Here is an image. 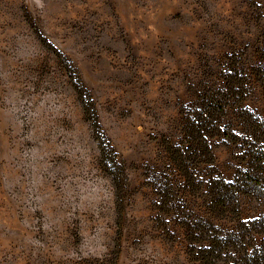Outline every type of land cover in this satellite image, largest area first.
I'll return each instance as SVG.
<instances>
[{
    "label": "rangeland",
    "instance_id": "rangeland-1",
    "mask_svg": "<svg viewBox=\"0 0 264 264\" xmlns=\"http://www.w3.org/2000/svg\"><path fill=\"white\" fill-rule=\"evenodd\" d=\"M262 68L264 0H0V264H212Z\"/></svg>",
    "mask_w": 264,
    "mask_h": 264
},
{
    "label": "trees",
    "instance_id": "trees-1",
    "mask_svg": "<svg viewBox=\"0 0 264 264\" xmlns=\"http://www.w3.org/2000/svg\"><path fill=\"white\" fill-rule=\"evenodd\" d=\"M261 72L263 75L260 77L264 80V68L261 69ZM76 86L80 89L79 85ZM201 119L204 120L202 114ZM96 122L97 120L94 118L93 124L96 125ZM189 128L191 134L197 132V128L193 125H189ZM231 134L238 136V134ZM257 141L255 138L252 140L251 136L245 141L247 147L242 159L243 167L232 181L225 182L217 178L209 185L211 207L217 214L222 215L219 216L220 218H226L228 211H237L238 194L264 197V151L261 146L256 144ZM204 145H206L205 141ZM181 168L184 172H188L186 164L181 165ZM199 249L205 260L209 255H213L212 264L220 262L264 264V214L247 221H238L237 225H232L230 229L225 231L221 230L220 227L216 228L210 239L202 241ZM234 250L241 252L240 259L232 256L231 253Z\"/></svg>",
    "mask_w": 264,
    "mask_h": 264
}]
</instances>
